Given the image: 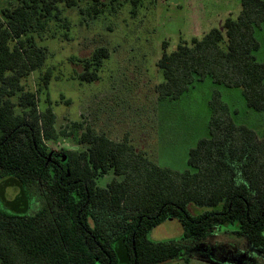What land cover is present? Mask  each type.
Segmentation results:
<instances>
[{
	"label": "trees",
	"instance_id": "16d2710c",
	"mask_svg": "<svg viewBox=\"0 0 264 264\" xmlns=\"http://www.w3.org/2000/svg\"><path fill=\"white\" fill-rule=\"evenodd\" d=\"M0 9V182L19 193H0V264H183V240L207 238L215 228L232 225L233 233L264 249V137L234 120L232 108L215 91L210 100V137L189 152V169L158 165L128 140L115 141L87 126L82 150L54 153L56 114L39 110L35 91L23 85L47 58L36 34L59 15V5L81 0H5ZM112 2L116 0H110ZM133 12L142 0H130ZM89 11H102L91 0ZM237 17H227L225 32L211 28L165 49L157 65L164 81L160 99H176L195 81L242 89L247 104L264 110V61L256 52V33L264 24V0H241ZM97 48L85 62L81 80L98 79L96 67L108 58ZM50 71L42 77L44 88ZM82 126L74 122L71 131ZM66 134L67 131H63ZM116 177L99 186L97 177ZM39 203L35 211L33 203ZM205 208L198 214L190 206ZM169 218L184 233L155 240L152 230Z\"/></svg>",
	"mask_w": 264,
	"mask_h": 264
},
{
	"label": "rangeland",
	"instance_id": "374dc122",
	"mask_svg": "<svg viewBox=\"0 0 264 264\" xmlns=\"http://www.w3.org/2000/svg\"><path fill=\"white\" fill-rule=\"evenodd\" d=\"M102 11L90 13L91 0L77 6L59 5V15L52 17L45 30L36 34L46 48L44 65L32 71L23 85L35 91L40 111L51 106L56 114V140L48 141L51 151L82 150L78 143L87 126L105 133L115 141L128 140L137 151L163 167L189 169V152L199 140L210 137V100L219 91L232 108L234 120L254 129L264 137V110L247 104L242 89L215 83L210 77L195 81L176 99L158 97L156 87L164 81L157 65L164 52L177 45L202 37L211 28L225 32L227 17H237L241 0H142L133 12L130 0H103ZM6 5L0 0V9ZM261 43L257 59L264 61V24L256 33ZM99 47H107L108 58L97 69L98 79H80L85 62ZM50 71L44 88L42 77ZM74 122L82 124L71 131ZM67 131L63 134V131ZM116 177L112 172L97 177L106 186ZM7 198L19 193L14 186H3ZM0 200L3 201L0 193ZM39 203H33L35 211ZM205 208L190 206L193 214ZM234 226L217 227L207 237L192 236L183 240V254L176 260L183 264H264V249L253 247L246 236L232 232ZM182 224L169 218L155 227V240L179 238Z\"/></svg>",
	"mask_w": 264,
	"mask_h": 264
}]
</instances>
